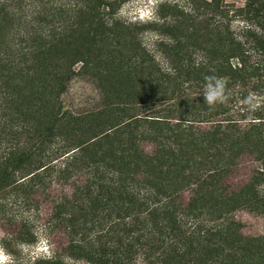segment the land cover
<instances>
[{
  "label": "trees",
  "instance_id": "obj_1",
  "mask_svg": "<svg viewBox=\"0 0 264 264\" xmlns=\"http://www.w3.org/2000/svg\"><path fill=\"white\" fill-rule=\"evenodd\" d=\"M128 1L0 0V214L49 249L10 264H264L235 214L264 217V0ZM78 74L97 100L67 109Z\"/></svg>",
  "mask_w": 264,
  "mask_h": 264
},
{
  "label": "rangeland",
  "instance_id": "obj_2",
  "mask_svg": "<svg viewBox=\"0 0 264 264\" xmlns=\"http://www.w3.org/2000/svg\"><path fill=\"white\" fill-rule=\"evenodd\" d=\"M157 1L158 0H130L123 4L119 11V15L122 18L132 21L146 20L151 16ZM97 92L96 82L90 75L78 74L73 76L68 82L67 88L62 95V102L65 108L72 110L90 107L96 103ZM142 146L147 151L152 149L151 144L147 142H143ZM249 173V161L246 159L240 160L238 165L225 179L228 189H236L239 187L248 178ZM187 196L188 193L185 194V201ZM235 214L236 217L243 222V229L245 232L255 234L264 231V217L254 215L246 210H239ZM15 230L16 227L10 222L8 215L3 216V214H0V248H2L4 253L9 257L8 264L14 262L15 259L16 262H24L29 256L46 253L49 250L46 246L47 243L43 241V237L34 245L27 246L16 244L12 238ZM48 239L57 247L64 243V238L59 233L52 234Z\"/></svg>",
  "mask_w": 264,
  "mask_h": 264
},
{
  "label": "clouds",
  "instance_id": "obj_3",
  "mask_svg": "<svg viewBox=\"0 0 264 264\" xmlns=\"http://www.w3.org/2000/svg\"><path fill=\"white\" fill-rule=\"evenodd\" d=\"M225 81L215 75H205L204 84L202 85V95L204 102L210 107L214 108L216 104L226 103L228 96L225 92ZM249 101H245L248 103ZM9 257L0 248V264H8Z\"/></svg>",
  "mask_w": 264,
  "mask_h": 264
}]
</instances>
